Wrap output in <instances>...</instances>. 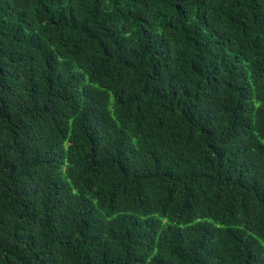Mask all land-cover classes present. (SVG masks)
<instances>
[{"label": "trees", "instance_id": "trees-1", "mask_svg": "<svg viewBox=\"0 0 264 264\" xmlns=\"http://www.w3.org/2000/svg\"><path fill=\"white\" fill-rule=\"evenodd\" d=\"M0 264H264V0H0Z\"/></svg>", "mask_w": 264, "mask_h": 264}]
</instances>
